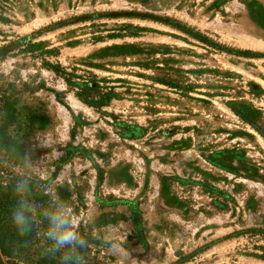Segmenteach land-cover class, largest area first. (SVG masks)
Masks as SVG:
<instances>
[{
    "label": "rangeland",
    "instance_id": "rangeland-1",
    "mask_svg": "<svg viewBox=\"0 0 264 264\" xmlns=\"http://www.w3.org/2000/svg\"><path fill=\"white\" fill-rule=\"evenodd\" d=\"M17 215V264H264V0H0V262Z\"/></svg>",
    "mask_w": 264,
    "mask_h": 264
},
{
    "label": "clouds",
    "instance_id": "clouds-1",
    "mask_svg": "<svg viewBox=\"0 0 264 264\" xmlns=\"http://www.w3.org/2000/svg\"><path fill=\"white\" fill-rule=\"evenodd\" d=\"M50 220L52 226L48 235L54 241V251H60L65 245H73L74 247L78 246L80 248L86 246V241L72 230L71 222L66 212L61 210L57 213L50 214ZM16 223L18 225L22 224L23 217L17 215ZM24 230L23 228L21 229V231ZM64 258L68 259L69 257L65 254ZM73 264H87V261L85 258L81 257L78 260H74Z\"/></svg>",
    "mask_w": 264,
    "mask_h": 264
},
{
    "label": "trees",
    "instance_id": "trees-1",
    "mask_svg": "<svg viewBox=\"0 0 264 264\" xmlns=\"http://www.w3.org/2000/svg\"><path fill=\"white\" fill-rule=\"evenodd\" d=\"M28 225V226H27ZM25 229L24 231H21V229ZM33 230V225L30 226L28 219L23 218L22 224L14 223L12 226V230L7 229L8 232L4 234L3 240H1L2 249L5 255H7V260L0 262V264H17L14 262V258H12L9 254V252L6 250L7 243L14 242L17 244H21L26 241V238L30 236L31 231Z\"/></svg>",
    "mask_w": 264,
    "mask_h": 264
}]
</instances>
